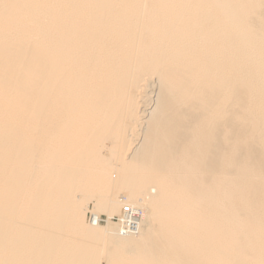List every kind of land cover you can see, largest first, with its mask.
<instances>
[{
  "label": "bare ground",
  "instance_id": "bare-ground-1",
  "mask_svg": "<svg viewBox=\"0 0 264 264\" xmlns=\"http://www.w3.org/2000/svg\"><path fill=\"white\" fill-rule=\"evenodd\" d=\"M0 264H264V0H0Z\"/></svg>",
  "mask_w": 264,
  "mask_h": 264
},
{
  "label": "rangeland",
  "instance_id": "rangeland-1",
  "mask_svg": "<svg viewBox=\"0 0 264 264\" xmlns=\"http://www.w3.org/2000/svg\"><path fill=\"white\" fill-rule=\"evenodd\" d=\"M89 209H90V211H92V209H93V204H90L89 205ZM89 215L91 216V214L89 213ZM92 217V216H91ZM101 217L103 218V219H106L107 217H106V215H104V214H101ZM88 220H89V217H88ZM103 225H105V224H103Z\"/></svg>",
  "mask_w": 264,
  "mask_h": 264
},
{
  "label": "built area",
  "instance_id": "built-area-1",
  "mask_svg": "<svg viewBox=\"0 0 264 264\" xmlns=\"http://www.w3.org/2000/svg\"><path fill=\"white\" fill-rule=\"evenodd\" d=\"M116 221H118L117 219H116ZM125 222H126V224H127V222L129 221V220H124ZM107 222V219H103L102 217H100V223H102V224H104V223H106ZM133 222H135L134 220H133ZM130 226V225H129Z\"/></svg>",
  "mask_w": 264,
  "mask_h": 264
}]
</instances>
